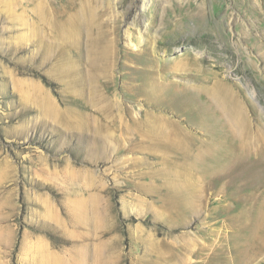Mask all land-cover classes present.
Masks as SVG:
<instances>
[{"label": "rangeland", "instance_id": "rangeland-1", "mask_svg": "<svg viewBox=\"0 0 264 264\" xmlns=\"http://www.w3.org/2000/svg\"><path fill=\"white\" fill-rule=\"evenodd\" d=\"M35 1L0 0V264H264V153L230 168L208 98L264 133V0H98L105 82H74L79 55L31 29ZM43 1L56 25L90 0ZM176 170L194 185L164 188Z\"/></svg>", "mask_w": 264, "mask_h": 264}, {"label": "bare ground", "instance_id": "bare-ground-1", "mask_svg": "<svg viewBox=\"0 0 264 264\" xmlns=\"http://www.w3.org/2000/svg\"><path fill=\"white\" fill-rule=\"evenodd\" d=\"M2 1L3 0H1V3H2ZM99 5H100V3L98 2V0H90V1H87L84 5H82L80 7V9L78 11L76 10L77 13H75L74 15H71L70 17H68L63 23L56 24V25H54L52 22H50L48 20V19H51V16L49 15L50 12L49 11H46L47 10L46 9V6L47 5L44 3L43 0H36L35 1V5H33V13L37 17V24L36 25L33 24L32 27H31V29L33 31H40V25L43 24V23H45V22H48V25L50 27V31H52V34H53L54 39H56L57 41H61L62 42V47L71 46V49H73L79 55L78 61L72 63L71 64V67H70V71H72L74 73V78H75L74 79V82H105L103 80H105L104 78H106V75L109 74V69L111 68V62H112L111 61V57H114V56H112V53L114 52L113 50L115 48V44H116L115 40L116 39L112 36V27H111L112 26L111 25L112 19L107 18V15L105 14L107 12V10H106V12L104 14L99 11ZM108 8H109V6H108ZM50 38H51V36H50ZM147 43H148V41H147ZM149 50L150 49H148V51ZM139 52H140V50H139ZM84 53L87 54L86 57L84 56ZM134 53H136V52H134ZM174 68H175V70H179V69L181 70L182 69L181 66H179V65H174L173 66V69ZM129 69L131 70L129 72L130 75H133L134 76V74H136L135 73L136 72V69L135 68H131L130 66H129ZM157 76H158L157 77L158 80L163 81V80H161L162 79V74L161 73H159V75H157ZM154 78H155L154 75L150 76L149 79H148V83L149 84L146 83V85L148 84V87H150V88L147 87V90H148L147 92H149L150 95L151 94L152 95L153 94H156L157 93L156 92V88L158 89V87H157V85L155 83L156 81H153V80L156 79V78L155 79ZM130 82H132V81H130ZM211 90L208 93V98L210 100H213V101H215V102L218 103V106L221 107V112L227 118V120H226L227 121L226 122L227 123V127H228L227 132L230 133V135H231V136L229 135V139L232 141V143H233L232 145L233 146H230L231 148H229V145H226L224 143L225 139H221L223 141H220L219 140L220 141L219 143L220 144H224L223 146L226 147V150H227V153H228L227 156L229 158L228 160H230V168L231 167H234L236 165H239V164L246 165L248 163L249 156H252L253 157L254 155L258 154V151L261 152V153H264V133H263L262 130H260L259 125L251 126L249 124V121H248V119H247V117H246V115L244 113V110L238 104L237 99L235 100L236 97L235 98L234 97L231 98V96L230 97L229 96L227 97L226 96L227 94H225L226 97L219 96V94H217L218 91L216 92L213 89H211ZM223 93H225V91ZM225 126H226V124H225ZM224 134L226 135V133H224ZM107 138L105 136L103 139L106 141ZM204 148H207V150L205 151L203 149L205 152L204 151H201L202 153H199V155L201 157H203V159H204V157L211 158L213 156V152H215L216 149H218L217 148V145H213L210 142H209V144L205 145ZM257 163L258 162H256V161H251L249 166H251L252 168L253 167H256L258 165ZM187 164L185 166L187 167V170H189V172H190V169H189L190 167ZM211 165H212V163H211ZM177 166H175V167H177ZM178 167L180 168V166H178ZM193 168H195V167H193ZM173 173H174V175L173 174L172 175L174 176V179L175 180H171L168 183H164V188L173 189L172 187L175 186L176 181L179 180V179L183 182V185L182 186H185L186 187V188H183L184 190L187 189V188L189 189V185H194V182H192L193 174L188 173L186 171L184 173L181 170H176ZM217 174H218V172H217ZM238 174H240V173H238ZM182 178H183V180H182ZM260 178L261 177H259V179ZM239 179H241V177ZM165 184H166V187H165ZM179 186L181 187V184ZM251 188H248V189H251ZM188 193H189V191H188ZM191 193H192V191H191ZM259 193H261V192H259ZM190 196L191 195H189V194L186 193V201H185L186 202V206H187V203H188L189 207L191 205H193L196 208V204L197 203H195L194 201L192 202V199L190 198ZM193 196L195 197V195H192L191 197H193ZM255 198L256 197H254V199H251V200L252 201H255ZM263 198H264V196H263ZM168 199L163 200L164 201V204L166 206H172V204L168 201ZM246 202H247V200H246ZM263 202H264V199H263ZM176 203L177 204L178 203H183V201L180 198L179 201L176 202ZM263 205H262V207H263ZM170 208H172V207H170ZM251 208H252V206H251ZM259 210L260 209H258L257 212H259ZM261 212H262V210H261ZM263 212H264V210H263ZM247 215H248V213H247ZM262 216H263V214H261L260 217H262ZM259 221H258V223H259ZM263 228H264V226H263Z\"/></svg>", "mask_w": 264, "mask_h": 264}]
</instances>
